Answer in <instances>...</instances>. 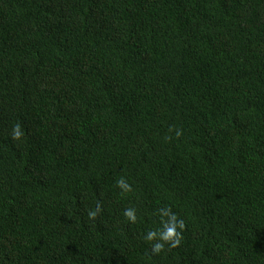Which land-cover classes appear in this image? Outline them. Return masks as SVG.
<instances>
[{"label":"trees","instance_id":"trees-1","mask_svg":"<svg viewBox=\"0 0 264 264\" xmlns=\"http://www.w3.org/2000/svg\"><path fill=\"white\" fill-rule=\"evenodd\" d=\"M0 264H264V0H0Z\"/></svg>","mask_w":264,"mask_h":264},{"label":"clouds","instance_id":"clouds-1","mask_svg":"<svg viewBox=\"0 0 264 264\" xmlns=\"http://www.w3.org/2000/svg\"><path fill=\"white\" fill-rule=\"evenodd\" d=\"M23 131L20 124H15L12 129V138L19 140L23 136ZM177 136L182 134V130L177 129ZM116 186L121 190V195L132 192V185L128 182L126 177H120L116 181ZM101 211L98 204L94 210H89V219L94 220L97 214ZM127 221L135 224L138 216L137 210L133 207L125 208L123 212ZM159 224L157 228L149 229L144 235L143 239L151 243V251L154 254H159L165 251L166 245L168 248H176L180 246L183 240V231L185 229V221L173 212L171 206L159 210Z\"/></svg>","mask_w":264,"mask_h":264}]
</instances>
